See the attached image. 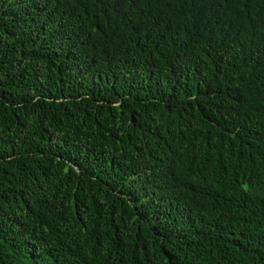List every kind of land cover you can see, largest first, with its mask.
I'll use <instances>...</instances> for the list:
<instances>
[{
    "label": "trees",
    "instance_id": "obj_1",
    "mask_svg": "<svg viewBox=\"0 0 264 264\" xmlns=\"http://www.w3.org/2000/svg\"><path fill=\"white\" fill-rule=\"evenodd\" d=\"M0 264H264V0H0Z\"/></svg>",
    "mask_w": 264,
    "mask_h": 264
}]
</instances>
